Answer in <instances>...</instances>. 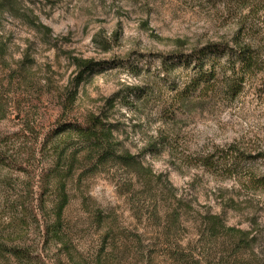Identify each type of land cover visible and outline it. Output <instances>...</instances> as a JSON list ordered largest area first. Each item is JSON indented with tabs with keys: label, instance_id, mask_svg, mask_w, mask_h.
Returning a JSON list of instances; mask_svg holds the SVG:
<instances>
[{
	"label": "rangeland",
	"instance_id": "1",
	"mask_svg": "<svg viewBox=\"0 0 264 264\" xmlns=\"http://www.w3.org/2000/svg\"><path fill=\"white\" fill-rule=\"evenodd\" d=\"M234 41L264 52V0H0V244L43 264L62 186L64 228L84 258L139 264L153 247L187 245L214 264L230 241L202 230L215 216L264 257V188L252 184L264 175V73L186 106L188 74L162 67ZM95 118L114 129L113 155L62 154L75 138L55 134Z\"/></svg>",
	"mask_w": 264,
	"mask_h": 264
},
{
	"label": "trees",
	"instance_id": "2",
	"mask_svg": "<svg viewBox=\"0 0 264 264\" xmlns=\"http://www.w3.org/2000/svg\"><path fill=\"white\" fill-rule=\"evenodd\" d=\"M93 63L81 62L78 67L84 71L90 70ZM166 74L180 69L188 76L182 83L178 92L179 101L188 106L196 102L216 96L219 89L224 95H236L248 80L254 79L257 74L264 73V52L257 47L234 41L232 46L228 43L208 42L188 53L177 52L164 57L162 62ZM81 76V74H80ZM173 83V81H171ZM222 88V89H221ZM114 129L97 118L91 125L82 127L79 124H69L55 136H74L75 141L67 145L62 154L69 149L74 151L89 150L98 154L99 160L106 161L113 155L116 144L114 142ZM67 138L62 141L66 143ZM74 139L72 138L71 141ZM125 164L133 161L131 156L120 157ZM0 164H4L0 158ZM256 188H264V175L253 180ZM60 187L58 200L54 206L53 219L42 230L41 240L43 253L40 257L43 264H109L105 255L84 258L72 247L64 228L62 214L67 205L66 194ZM62 193V194H61ZM176 209H171V216L177 215ZM202 230L210 233L215 239L226 237L230 239L225 252L214 255V264H264V257L254 254V240L244 231H235L223 224L218 216L210 222H202ZM253 253L252 256L250 253ZM248 254V255H246ZM0 255H8L16 264H26L30 261L29 250L22 247H10L0 244ZM255 256V257H253ZM38 257V258H39ZM253 257V258H252ZM142 261L139 264H202L201 259L191 252L188 246L175 245L167 252L152 248V251L141 252Z\"/></svg>",
	"mask_w": 264,
	"mask_h": 264
}]
</instances>
